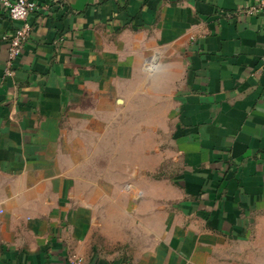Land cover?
<instances>
[{
  "label": "crops",
  "instance_id": "0c3cea01",
  "mask_svg": "<svg viewBox=\"0 0 264 264\" xmlns=\"http://www.w3.org/2000/svg\"><path fill=\"white\" fill-rule=\"evenodd\" d=\"M36 1L9 77L0 9V264H264L258 0ZM153 93L178 163L165 187L121 159L150 157V134L118 126L152 124ZM123 173L144 174L143 239L110 252L95 232L120 220Z\"/></svg>",
  "mask_w": 264,
  "mask_h": 264
},
{
  "label": "rangeland",
  "instance_id": "374dc122",
  "mask_svg": "<svg viewBox=\"0 0 264 264\" xmlns=\"http://www.w3.org/2000/svg\"><path fill=\"white\" fill-rule=\"evenodd\" d=\"M153 100L151 101V115L152 124H129L118 126L120 128V137L124 135L125 138L139 140L143 136L150 134L151 152L150 157L145 158L143 152L136 155L135 158L121 157L125 162L132 159L139 163L141 167L149 164L151 171L146 172V179L156 186H164L167 182L168 185L172 182L176 175L178 163L170 146L167 145L172 125L170 123L164 124L159 122L162 116L163 109L160 108L162 101L155 99L157 94H152ZM131 113V110H129ZM147 107H139L137 102L136 117L144 118L148 116ZM117 127V126H116ZM115 126L113 127V129ZM115 130V129H114ZM122 138V137H121ZM143 145V143H141ZM143 149V148H142ZM168 153V156H165ZM111 177L112 174H107ZM144 174L138 173L135 180L131 178V174H121L120 186L118 190V197L120 199V220L115 221L112 219L103 220L98 223L95 234L97 240L110 252H123L124 250H132L141 245L143 237V218L144 205L142 204L143 192L136 188L134 181L143 179ZM158 192V191H157ZM110 210L115 209V206H108ZM155 207V205H154ZM157 207V206H156ZM137 209V210H136ZM115 212V210H114ZM152 223V222H151Z\"/></svg>",
  "mask_w": 264,
  "mask_h": 264
},
{
  "label": "built area",
  "instance_id": "2783aa9c",
  "mask_svg": "<svg viewBox=\"0 0 264 264\" xmlns=\"http://www.w3.org/2000/svg\"><path fill=\"white\" fill-rule=\"evenodd\" d=\"M47 8L48 6L41 5L36 0H0V9L4 15L16 24L14 30L4 38L8 51L4 71L6 77L13 74V64L23 52L30 37L29 15L35 12H45ZM243 13L249 16L260 15L264 17V0H258L255 4L248 6L243 10ZM83 261V258L76 254H71L68 258V264H83Z\"/></svg>",
  "mask_w": 264,
  "mask_h": 264
}]
</instances>
